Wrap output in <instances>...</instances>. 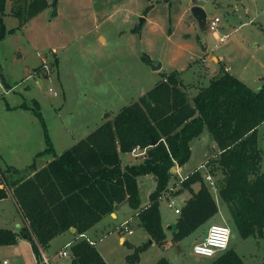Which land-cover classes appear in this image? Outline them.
<instances>
[{"label": "trees", "instance_id": "1", "mask_svg": "<svg viewBox=\"0 0 264 264\" xmlns=\"http://www.w3.org/2000/svg\"><path fill=\"white\" fill-rule=\"evenodd\" d=\"M6 2L0 0V43L49 7L53 6L56 14L58 4V0L51 5L47 0H11L10 15L20 25L7 30L3 21ZM143 59L150 61L146 56ZM55 62L57 66V59ZM32 103L24 102L17 108L33 112L42 125L46 149L37 158H52L41 169L35 161L29 166L31 173L14 166L1 170L0 201L15 200L27 222L23 231L29 235L38 264H46L43 253L59 235L72 229L77 235L86 234L110 217L116 206L128 204L139 210L138 179L147 175L156 178L157 188L136 219L157 245L164 246L168 235L162 223L160 200L174 177L172 168H182L191 159V142L206 128L220 150L206 166L217 177L216 190L231 215L234 230L242 239L264 240V160L259 148V128L264 124V80L260 91L255 92L223 71L191 98L177 72L163 74L138 102L126 105L114 120H107L60 155L40 104L35 100ZM153 142L156 145L152 147ZM137 147L148 148L147 157L141 163L123 167L121 154H130ZM196 184L200 185L198 191L194 189ZM185 192L192 196L172 225L174 243L196 233L219 213L215 196L199 170L174 195ZM18 237V233L0 229V246H14ZM148 246L137 247L125 264L138 263ZM97 249L85 240L74 241L71 264H107ZM156 264L170 262L163 257ZM210 264L246 263L229 247Z\"/></svg>", "mask_w": 264, "mask_h": 264}, {"label": "rangeland", "instance_id": "2", "mask_svg": "<svg viewBox=\"0 0 264 264\" xmlns=\"http://www.w3.org/2000/svg\"><path fill=\"white\" fill-rule=\"evenodd\" d=\"M49 1L51 3H48L51 5L56 0ZM59 1L63 0H58L56 14H54L55 8L49 7L48 12L45 13L50 11V14L39 15L26 31L27 38L30 40L32 37L33 41L30 40L32 46H28L26 38L19 33L14 38L16 40L13 43L14 47L9 44V39L0 43V171H7L8 167L14 166L20 171L31 173L29 166L33 165L35 161L39 169L48 163L45 162L46 160L52 158L49 156L37 158V155L46 149L42 125L33 112L16 109L22 103L33 105V100L38 101L56 153L60 155L94 132L107 120H114L122 108L138 102L143 91L149 92L162 79L160 74L152 71L150 64L162 62L163 57L171 52L166 37L174 32L170 20L171 10H169L172 0L170 2L161 0L163 2L160 4H157V0H100L95 10L102 14V20L96 24L92 19L90 21L82 20V22L79 21V26L76 25L78 21L70 18L66 12L65 16L60 14ZM230 4L233 7L240 5L239 0H230ZM6 5V14L3 16L4 24L7 30L16 29L20 24L17 18L10 15L11 0H7ZM232 6L226 5V8L218 12L221 20L219 26L221 29L228 27L230 41H236L238 35L242 37V34L250 40L262 38L264 31L260 23L264 25V15L261 12L259 13L260 20L257 17L252 27H246L241 33L234 35L235 27H238L242 21H248L249 18L244 11L242 12L240 9L235 11ZM106 8L110 13L122 8L120 15L123 17L127 15L126 12L133 15L129 22L117 24L119 14L115 19H108L105 16ZM136 12H143L144 16L141 17ZM188 15L194 19L190 10ZM214 15L213 11H209L208 19H213ZM253 16L254 13L250 15V17ZM140 17L152 20L144 24L141 30L138 29ZM50 20L53 21L50 22ZM195 25H197L199 37L194 39V43L200 44V40L205 42L207 39L213 47L217 39L216 32L209 29L203 32L198 23ZM219 30L217 31L219 32ZM100 35L105 36L107 46L100 41ZM20 36L25 42H19L18 45ZM192 36L195 35L192 34ZM175 37L180 42L187 39L188 34L179 33ZM194 45L198 48L197 44ZM17 46L23 56L28 55V58H21V61L19 58L17 61L14 55ZM61 47L64 50H60ZM53 48L57 49L63 62L60 68V82L64 86V89L62 87L61 89L64 90L65 95L61 92L60 83L56 80L55 63L51 62L50 64V75L41 66L31 70L37 65L30 67L29 73L25 71L33 62L37 64L31 54L36 55L37 52L49 54ZM92 53L95 54L92 55ZM16 55L19 56L18 53ZM183 55L185 54L183 53ZM144 56L149 57L150 61L146 63L143 59ZM261 58L255 62L251 60V66L247 71L248 86L255 92L260 91L262 87L258 78L264 76V66L262 65L264 56ZM256 62H260V65L257 66ZM237 67L239 68L238 63ZM13 75L16 77L14 78ZM3 80L9 84H15L14 92L6 93L8 90L5 88ZM263 80L261 79L262 82ZM49 88H52L58 96L55 97L53 92L50 93ZM215 141L207 128L199 139L192 141L191 159L182 167V172L179 167H175L176 170L172 171L174 177H172L168 188L174 187L178 191L181 187L179 184L181 178L188 177L199 170L218 203V215L212 223H207L196 233L179 243H174L170 238L172 233L169 227H172L179 218V215L175 213V208L183 207L192 195L185 192L176 196L173 193L175 206L172 209L168 206L167 198L161 199L160 210L164 226L166 225L164 229L167 232L168 240L162 247L157 244L147 247L140 254L139 262L136 264H156L163 257L168 259L170 264H210L213 258L196 256L193 253V248L204 240L211 224L227 225L231 228L233 234L230 248L235 250L246 264H264V240L242 239L239 236L240 234L233 228L231 215L216 190L217 177L210 172L208 167L201 169L202 164L208 163L219 155V148ZM259 142L264 160V124L259 128ZM122 156V162L126 165L138 164L144 160V157L135 158L131 153ZM262 171H264V161ZM205 175L212 177L215 187L206 180ZM10 176L12 175L7 174V177ZM138 181L141 205L145 206L150 202V195L157 188V181L153 175L141 177ZM199 189L200 185L198 184L197 191ZM135 213V210L133 211L128 204H124L123 209L118 213L119 220L111 221L114 224L102 228L100 233L95 235L97 248L102 251L109 264H125L127 257L132 255L137 247L148 244L143 236L144 231L139 229L138 222L133 221ZM113 214H116V211ZM110 217L113 218L112 220L116 219L115 216L111 215ZM127 221H130V231H133L131 228L133 223L132 227L135 229V233L123 235L132 246L121 245L118 241L120 236L118 231L124 227L121 225ZM121 222L123 223L120 225ZM21 224H23L22 216L11 198L0 204V228L17 230ZM78 236L76 234V240H80ZM64 240L61 239L58 244H55L56 247ZM28 247L25 245L20 248L0 246V264H3L4 260H8L10 264L22 263V260L29 257ZM71 262V257L53 260V264H70Z\"/></svg>", "mask_w": 264, "mask_h": 264}, {"label": "crops", "instance_id": "3", "mask_svg": "<svg viewBox=\"0 0 264 264\" xmlns=\"http://www.w3.org/2000/svg\"><path fill=\"white\" fill-rule=\"evenodd\" d=\"M47 1L49 3H51L49 0H47ZM99 1L100 0H63V1H59L60 14H64V16H65V12H66V14L70 18L74 19L75 21H78V24H76L77 26L80 25L79 21H81V22H82V20H85V21L89 20L90 21L91 19H92L93 23L96 24L102 20V14H100L99 11L97 12L95 10V8L98 6ZM150 1H152V0H150ZM157 2H158L157 4H160L163 1L157 0ZM239 3H240V5L233 7L232 4H230V0H207L204 8L207 11V13H209V11H213L215 13L214 18H219V15H218L219 10L226 8V5H228L229 7L232 6L235 11L239 10V9L242 10V12L244 11L249 19H248V21L240 22L238 27H235V29H234L235 30L234 35H235V34L241 33L246 27H252L253 24L255 23L257 17H258V20H260V18H259L260 12L264 15V0H243V1L239 0ZM191 7H192V0H172L170 2V6H169V10H171L170 11V20H171L172 27H174V32H173V34H168V36L166 37V41H167L168 45H170V47H171L170 48L171 52L169 55H166L165 57H163L162 62H160L161 65H163V66L161 67L160 71H156L155 73L160 74L162 77L163 74H170L173 72H177L180 75V78H181L182 82L184 83V85L187 86V91H188V94L191 98H194L202 88L210 86L209 84L211 83V81L214 78L220 76L223 73V71H227V72L231 73L232 75H234L235 77H237L238 79L243 81L248 86L249 81L247 78V71L251 66V63H252L251 60H253V62H255L256 60L258 61V59L260 60V58L264 56V35L262 38L259 37V40L258 39L250 40L247 36L242 34V37H239V35H238L236 41L231 42L230 41V33L227 32L228 27H226V29H221V27L219 26L218 29H220V30H219V32L218 31L216 32L217 39H216L213 47L209 44L207 39L205 42L200 40L199 41L200 44L194 43V39H196L198 36L197 29H196L197 25H195V24H197V21L195 19H191L188 15ZM48 10H45L43 13L48 12ZM105 10H106L105 16L108 19H115L116 16L119 14V18L117 19V24L123 23V22H129L131 15H133L130 12L129 13L126 12V14H127L126 16H124V17L121 16L120 13H121L122 8L121 9L118 8L117 11H114L112 13L107 12V8ZM77 11H79L78 14H77ZM252 13H254V16L250 17V15H252ZM46 14H50V11H49V13H45V15ZM136 14L137 15L140 14L139 16H141V17L144 16L143 12H136ZM141 17H140V19H141ZM36 18H38V16L35 17L34 19H32L27 25H25L21 31H17L14 34L7 35V37L5 38L4 41L9 39V42H10L9 44L13 46V43L16 42V40L14 38H16V35L19 33L20 35H22L23 37L26 38L27 45L32 46V44H31V41H33L31 39L32 37L30 38V40H31L30 41L26 36V31L28 30L29 26L31 25L32 22H34V20ZM52 21L53 20H50V22H52ZM151 21L152 20L150 18H148V20H145L144 24L149 23ZM263 22H264V18H263ZM220 23H221V21H220ZM260 24H261L262 30L264 31L263 23H260ZM179 33H187L188 38L183 39L180 42H178L176 40L175 35H177ZM192 34L195 36H192ZM23 37H21V36L19 37L18 45H19V42H25ZM222 37H228V38L224 43L217 44L219 39ZM99 39L103 45L107 46V41H106L105 36L100 35ZM4 41H2V42H4ZM194 44H197L196 46L198 48H196ZM252 44H253V47H252ZM61 49L64 50L62 47L60 48V50ZM16 53H18L19 56H17ZM183 53L185 55H183ZM39 54L42 57H40ZM94 54L95 53H92V55H94ZM14 55L16 56L17 61L19 58H20L19 59L20 61H21V58H28L27 57L28 55L23 56V54H22V52L18 46H17V49L14 51ZM31 57L37 61V64H35L34 62H33V64H30L28 66V68L25 70L28 73L31 70H34L35 68L42 66L44 63H49V64H51V62L56 63L55 59H57L58 63H57L56 72H55V74L57 75L56 80H57V82L60 83L59 84L60 90L63 93V95H65L64 94L65 92L63 90L64 86L60 82L61 81L60 68H61V66H62L61 64L63 62L60 59V54L58 53L57 49L53 48L49 54H46V53L42 54L40 52H37L36 55L31 54ZM237 63H238L239 68L237 67ZM258 64L260 65V62L257 63V66H259ZM34 65H37V66L34 67ZM262 65L264 66V63H262ZM30 67H34V68L29 70ZM13 77L15 78L16 76L13 75ZM4 79H6V78H4ZM258 79H259L258 82L262 83L261 85H263V82L261 81V79H264V76L262 78L259 77ZM6 80H5V84H6L5 88L8 90L6 93L9 94L10 92H14L13 90H14L15 84H9ZM61 87L63 89H61ZM146 93L147 92L143 91L140 98L143 95H145ZM199 138H197V139H199ZM197 139H195V140H197ZM219 152H220V150H219ZM122 155L123 154H121V156ZM122 157H121V161H122ZM49 161L50 160H46L45 162H49ZM128 165H133V164H127L126 165V164H123V162H122L123 167L128 166ZM44 166L45 165L41 166L39 169L43 168ZM182 170H183V168H180V172H182ZM138 183H139V181H138ZM197 185L194 186L196 191H197ZM8 199H10V198H8ZM8 199L0 201V204L5 203ZM11 199L14 202L18 212L20 213V215L22 216V219H23V224H21V226L19 228H17V230L9 229V230L19 234L18 242L16 245H14V247L20 248L22 245L29 246L28 247L29 248V257L27 259L22 260V263H16V264H38L37 258L33 252L32 244L29 241V238L25 239L23 235H20V232H24L23 229L26 228L27 222L25 221L22 213L20 212L15 200L13 198H11ZM149 203L146 204L145 206L141 205L140 209L147 207L149 205ZM122 209H123V205L119 206V210H116V214H112V216L116 217L115 220H112L113 219L112 217L105 218L101 223H99L93 229H91L89 232L86 233L87 237H89L91 240H93L97 243V241L95 240V235H98L100 233V231L102 230V228H106V226H109V224H114V222H111V221H118L119 220V214L118 213ZM139 210H135L136 213H135V216L133 218V221L135 223L138 222L136 219V215L138 213H140ZM215 218H213L208 223H212V221ZM122 223L123 222H121L120 225ZM162 223H163V227L165 228L166 225L164 226L163 217H162ZM101 224H103V225H101ZM132 224H131V228L133 229V234H134L135 229L132 227ZM211 225H213V224H211ZM0 229H3V228H0ZM139 229L141 231H144V233H143L144 239H146V241H148L149 235L147 234V231H145L143 228H140V227H139ZM69 235H72V236H69ZM170 238H172L171 235H170ZM61 239H65V240L62 241L61 243H59L58 247H56L55 244H58V242ZM74 241H76L75 229L74 230L72 229V230L65 232V233L59 235L58 237H56L51 242L48 250H46L43 253L44 262L46 264H53V260L55 258H60V259L63 258L61 256V252L64 250V248H66V245H68L69 243L74 242ZM118 241H119V244H121V245H126V244L131 245V243H129L126 240L123 233H120ZM155 245H156V243L154 242V244L151 246H155ZM151 246H148V247H151ZM97 247L98 246L96 244V248ZM97 250L99 251V253L103 257V259L106 261V263L109 264V262L106 260L102 251L100 249H97ZM69 253L71 254L70 250H69ZM66 258H68V257H66ZM5 261H7L8 264H10V262L8 260H4L3 264Z\"/></svg>", "mask_w": 264, "mask_h": 264}, {"label": "built area", "instance_id": "4", "mask_svg": "<svg viewBox=\"0 0 264 264\" xmlns=\"http://www.w3.org/2000/svg\"><path fill=\"white\" fill-rule=\"evenodd\" d=\"M220 18H214V19H208L207 21V29L211 30L212 32H217L218 28H219V23H220ZM228 37H222L219 39L217 44H221L224 43L227 40ZM40 57H42L39 54ZM50 64L49 63H44L41 67L42 69H44V71L48 72V75H50ZM50 93L53 92L52 88L48 89ZM53 95L55 97L58 96V94L56 92H53ZM147 152H148V148H140L137 147L135 149H133V151L131 152V154L137 158V157H144V159L147 157ZM207 163L202 164L201 169H206L207 168ZM198 171V170H196ZM206 176V180L213 186L214 183L212 181V177L209 175H205ZM188 177H184L181 178L180 180V185L187 179ZM176 192V189L174 187L168 188V190L163 194L162 198H167L169 200V208H173L174 205V200L173 198L174 195L173 193ZM184 202V201H183ZM182 211V206H178L175 208V213L177 215H180ZM129 224L130 221L125 222L124 224H122L121 226H124L120 229V233H128V234H133V231L129 230ZM125 229V230H124ZM232 230L229 226L227 225H221V224H213L210 226L209 230H208V234L206 235V237L204 238V240L198 244H196L193 248V253L196 256L199 257H205V258H215L217 257L219 254L224 253L225 251H227L230 247V242L232 239ZM78 238H80V240H85L87 241L90 245L92 246H96V242L91 240L89 237H87L86 234H81L78 236ZM74 244V242L69 243L68 245H66V248H64V250L61 252V256L62 257H71V254L69 253V250L71 249L72 245ZM4 264H8L7 261L4 262Z\"/></svg>", "mask_w": 264, "mask_h": 264}, {"label": "water", "instance_id": "5", "mask_svg": "<svg viewBox=\"0 0 264 264\" xmlns=\"http://www.w3.org/2000/svg\"><path fill=\"white\" fill-rule=\"evenodd\" d=\"M207 0H192V7L190 9V12L192 14V16L194 17V19L197 21L199 28L201 29V31H206L207 29V21H208V13L205 10V5H206ZM145 23V19L141 18L140 19V24H139V30H141L143 28V25ZM151 65V69L152 71L156 72V71H160L161 67L163 65H161V63L158 64H150ZM156 145V142L152 143V147ZM175 167L172 168V171H175ZM116 210H119V206H116L115 208ZM171 226L169 227V230H171ZM74 230V229H73ZM20 235H23L25 239L29 238L28 234H25L24 232H20ZM148 244L149 246L154 244V241L150 238V236H148Z\"/></svg>", "mask_w": 264, "mask_h": 264}]
</instances>
